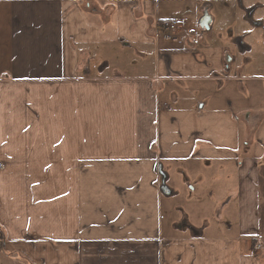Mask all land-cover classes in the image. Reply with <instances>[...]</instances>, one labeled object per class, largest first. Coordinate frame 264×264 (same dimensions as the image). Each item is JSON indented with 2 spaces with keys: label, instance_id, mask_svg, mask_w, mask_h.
Masks as SVG:
<instances>
[{
  "label": "crops",
  "instance_id": "obj_1",
  "mask_svg": "<svg viewBox=\"0 0 264 264\" xmlns=\"http://www.w3.org/2000/svg\"><path fill=\"white\" fill-rule=\"evenodd\" d=\"M257 95L264 0H0V264H264Z\"/></svg>",
  "mask_w": 264,
  "mask_h": 264
},
{
  "label": "rangeland",
  "instance_id": "obj_2",
  "mask_svg": "<svg viewBox=\"0 0 264 264\" xmlns=\"http://www.w3.org/2000/svg\"><path fill=\"white\" fill-rule=\"evenodd\" d=\"M212 14L217 17L216 28L220 27L221 31H224V34H226L228 38V33L230 35L232 34V32L241 30L242 26L240 21L243 17V9L241 8L240 3L230 1L224 7H221L219 12L214 10ZM232 20L236 21L232 23ZM250 104L253 106H264V100L262 99V97H260V95H257V98L252 97V100H250Z\"/></svg>",
  "mask_w": 264,
  "mask_h": 264
},
{
  "label": "built area",
  "instance_id": "obj_3",
  "mask_svg": "<svg viewBox=\"0 0 264 264\" xmlns=\"http://www.w3.org/2000/svg\"><path fill=\"white\" fill-rule=\"evenodd\" d=\"M182 27V23L179 19H171L162 24L161 29L163 31V35L168 40H176L177 33Z\"/></svg>",
  "mask_w": 264,
  "mask_h": 264
}]
</instances>
